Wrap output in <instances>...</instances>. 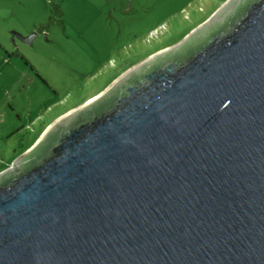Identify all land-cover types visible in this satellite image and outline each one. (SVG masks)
Instances as JSON below:
<instances>
[{"label": "water", "instance_id": "water-1", "mask_svg": "<svg viewBox=\"0 0 264 264\" xmlns=\"http://www.w3.org/2000/svg\"><path fill=\"white\" fill-rule=\"evenodd\" d=\"M0 264H264V0H228L1 173Z\"/></svg>", "mask_w": 264, "mask_h": 264}, {"label": "rangeland", "instance_id": "rangeland-1", "mask_svg": "<svg viewBox=\"0 0 264 264\" xmlns=\"http://www.w3.org/2000/svg\"><path fill=\"white\" fill-rule=\"evenodd\" d=\"M228 0H0V174L59 117L170 49ZM37 34L32 46L12 34Z\"/></svg>", "mask_w": 264, "mask_h": 264}, {"label": "flooded vegetation", "instance_id": "flooded-vegetation-1", "mask_svg": "<svg viewBox=\"0 0 264 264\" xmlns=\"http://www.w3.org/2000/svg\"><path fill=\"white\" fill-rule=\"evenodd\" d=\"M16 41H18V40H16ZM60 118V117H59Z\"/></svg>", "mask_w": 264, "mask_h": 264}]
</instances>
